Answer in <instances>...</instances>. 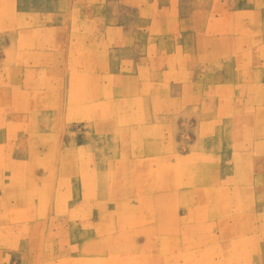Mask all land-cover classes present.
I'll return each mask as SVG.
<instances>
[{
    "label": "crops",
    "instance_id": "1",
    "mask_svg": "<svg viewBox=\"0 0 264 264\" xmlns=\"http://www.w3.org/2000/svg\"><path fill=\"white\" fill-rule=\"evenodd\" d=\"M0 1L16 2L18 21L44 27L0 34L8 38L0 39V264H121V254L106 246H120L121 239L129 245L128 264H264V129H202L220 105L233 102L243 116L247 103L256 101V112L264 111V3L256 14L241 9L215 15L208 31L193 23L192 43L180 39L196 60L193 77L190 68L170 66L162 57L157 86L165 101V128L154 132L120 126L121 113L135 108L132 102L144 108L146 123L153 119L159 93L147 88L156 71L151 14L143 8L138 15L133 8L119 15L95 8L115 0ZM129 2L123 4L133 6ZM243 2L254 7L253 0ZM249 19L256 21V36L248 34ZM233 23L241 25L240 35L231 31ZM205 54L208 62H200ZM170 68L176 77H169ZM175 102L177 113L171 109ZM6 120H34V129H5ZM178 120L181 129H169ZM203 147L209 151L204 156ZM125 165L127 173L121 172ZM95 166L101 173L94 178L89 167ZM25 181L159 184L132 190L124 203L121 195L81 186L65 191L66 203L60 205L63 190L31 194L20 185ZM222 182L239 183L216 194L225 198L231 215H243V222L225 227L226 237L211 220L213 213L197 220L200 201L192 191L214 193ZM26 194L45 195L48 204L26 206Z\"/></svg>",
    "mask_w": 264,
    "mask_h": 264
},
{
    "label": "rangeland",
    "instance_id": "2",
    "mask_svg": "<svg viewBox=\"0 0 264 264\" xmlns=\"http://www.w3.org/2000/svg\"><path fill=\"white\" fill-rule=\"evenodd\" d=\"M133 3V6H127L130 2L129 0H115V3L113 6L104 5V6H97L95 7L98 9V12L100 13H110L109 8L114 9L116 13L122 14L124 12V8H133V14L134 12L138 15L140 12V9L143 8L144 11L147 12V14H151L153 16L152 20V56H153V65L154 69L156 70L152 75V80H148L147 88L152 90L153 94H158V100H155L153 103V119L152 121H148L146 123V113L144 111L143 107H140L138 103L136 102V105L134 102H132L135 105V108H129L130 113L133 115L131 119L128 117L130 116L129 111L121 113V129H129L131 125H138L142 129H153L154 132H158L160 129L165 128L162 123V111L164 109V103L165 101L162 100V98H159L161 96L160 89L161 87H158L157 85L160 83V78L163 76L161 74V65L163 56H165V59L168 58V63L170 66L184 65L186 68H190V74L188 75L190 78L194 76L195 68L194 64L196 60H193V54L190 53L188 50L189 48H185L183 46V43L181 40L189 43H192L193 41V34L192 32V25L197 24L200 26L201 31H208L210 27V20L215 16L219 14H235L236 12H241V9H247L250 10L251 14H256L257 9L261 7V4L264 3V0H253L254 2H250L253 4L254 7H244L243 0H172L173 5L170 7H162L161 2L163 0H131ZM152 1V2H151ZM154 1V2H153ZM263 1V2H262ZM1 2V1H0ZM93 2V1H92ZM120 2L122 4H120ZM127 3V5L123 4ZM135 4V5H134ZM92 8V7H90ZM80 10H74V13L78 14ZM162 14H165V20L161 19L160 16ZM19 15V7L16 4V2H7L6 4H0V34L4 33L3 35H6L7 32H10L12 30H16L19 27H25L26 29H34L39 30L44 27H34L31 25L28 21H18ZM169 15H172V18H169ZM194 17V18H193ZM185 19L184 23H179L178 25H184V27L180 28L177 25L178 19ZM194 19V20H193ZM163 20L164 23H167L169 25V35L168 38H166V35H164L162 32L163 24L161 22ZM193 21V22H192ZM118 22V20H117ZM248 23L250 25V29L248 34L256 36V21L255 19H249ZM236 24V23H233ZM29 25V26H26ZM242 30L241 25L238 23L236 24V28L231 29L233 33H237L240 35V31ZM184 33L185 38H182L180 33ZM217 32L220 35L221 28H217ZM27 36H33V34H26ZM26 36V39L29 37ZM0 39L3 41L7 40L8 38H4L0 36ZM25 45L27 43L25 42ZM190 50H192L190 48ZM169 53V56H168ZM13 55H16L17 53L12 51ZM26 58H31V54L29 53H23L21 56ZM199 61V60H197ZM223 61V60H222ZM194 62V63H193ZM200 62L207 63L208 62V55L205 54L204 58L201 59ZM5 70H12L10 68H7ZM177 70H171L169 72V77H176L175 74ZM188 74V73H187ZM138 78H140L138 76ZM172 88H176L174 86H170ZM201 89H205L203 86H201ZM143 89H141L142 93ZM256 90H252V94L256 95ZM138 93V92H137ZM136 93V94H137ZM143 94V93H142ZM170 97H172L173 90H169ZM133 98H139L136 95L133 96ZM231 104V105H230ZM256 101L255 102H248L245 108L246 115H241L240 110H234L233 108V102L228 103V108H224L222 105L219 106L217 109L215 116L209 120L210 122H204L202 125V129H264V111H257L255 107L258 106ZM180 105V103L175 102L174 106L171 108L177 113V107ZM237 107H241V102L238 101ZM149 114V112H148ZM99 119V117L95 118L94 120ZM88 120V119H87ZM93 120V121H94ZM1 121V119H0ZM34 120H26L21 123H17L15 121H7L4 122L5 129H34ZM183 121L175 122L171 128L169 129H181L180 125H182ZM191 122H186V129H188V125H190ZM88 124L84 125V128H91L92 125L87 126ZM72 128L75 129H81V126L78 127V125H72ZM120 129V128H119ZM208 138H214L215 133L207 132L205 134ZM171 138V137H170ZM186 138H188V135H186ZM170 141H172L170 139ZM263 154H264V146L262 147ZM202 156H204L209 151H206L205 148H200L199 151ZM1 158V154H0ZM211 161V160H210ZM62 163V162H61ZM63 165V164H62ZM26 168V167H25ZM237 170L241 171V166L236 167ZM73 172L78 174V170L80 169V166H76V168H72ZM128 166L125 165L121 168V172H128ZM85 172H88V170H85ZM93 172V173H92ZM89 173L94 175L101 173V167H94L93 170L91 167H89ZM154 173V172H152ZM135 183L130 182H98V181H86V182H73V181H60L56 184L50 183L47 181H25L24 183L20 184L23 186L24 189H26V192H29L33 194L35 191H42V192H48L50 190H63L64 193L61 198H59L58 204L62 205L66 203V192L72 188H81L83 186L86 190L94 191L95 189H102L105 191L107 195L110 197L113 196V193L117 195H121L122 200L124 203L127 201V196L132 194V190L134 189H144L146 186H155L159 183L156 182H140L138 183L137 187L134 186ZM237 182H222L220 183V186L217 187V191L214 189V193L207 194V190L204 188H194L192 191H194V195L199 197L200 203L197 204L196 213H197V220L203 221L205 220V217L209 213H213L215 217H213L211 220L213 222H216L218 225L221 226L223 229L221 231V236L226 237L227 236V230L225 229L226 226L229 227V223L233 222L234 225L239 224L240 222H243L242 214L239 215H231L228 208V203L222 196H217L218 190L221 189H236L239 188L240 185ZM245 186L247 183H244ZM248 185V184H247ZM204 191H202V190ZM37 193V192H36ZM47 195V194H46ZM89 195V194H88ZM27 196V194H26ZM45 196V195H44ZM44 196H30L25 198V205L26 206H43L48 204V198H43ZM254 198V197H252ZM250 198V199H252ZM249 199V201H250ZM264 200V199H262ZM237 204L241 203L240 198L236 199ZM107 243V242H106ZM106 243H100L101 245H104ZM112 242H109L107 246V249L112 252V254L117 251L115 254H121V264H128V249L129 245L127 244V241H123L121 239V245L120 246H113V244H110ZM107 252V251H106ZM120 252V253H119ZM211 251H207L206 255L209 257L211 256ZM65 262V261H64ZM89 264H92L90 262ZM200 264H213L208 263L206 261L201 262ZM224 264V263H222Z\"/></svg>",
    "mask_w": 264,
    "mask_h": 264
}]
</instances>
